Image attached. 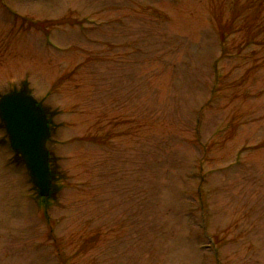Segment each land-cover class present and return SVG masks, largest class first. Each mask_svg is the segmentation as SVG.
Returning <instances> with one entry per match:
<instances>
[{
	"label": "rangeland",
	"instance_id": "374dc122",
	"mask_svg": "<svg viewBox=\"0 0 264 264\" xmlns=\"http://www.w3.org/2000/svg\"><path fill=\"white\" fill-rule=\"evenodd\" d=\"M9 91L53 192L0 123V264H264V0H0Z\"/></svg>",
	"mask_w": 264,
	"mask_h": 264
},
{
	"label": "water",
	"instance_id": "95a60500",
	"mask_svg": "<svg viewBox=\"0 0 264 264\" xmlns=\"http://www.w3.org/2000/svg\"><path fill=\"white\" fill-rule=\"evenodd\" d=\"M0 122L12 152L20 156L31 184L39 196L51 190L46 141L50 136L47 117L31 94L11 92L0 97Z\"/></svg>",
	"mask_w": 264,
	"mask_h": 264
},
{
	"label": "trees",
	"instance_id": "16d2710c",
	"mask_svg": "<svg viewBox=\"0 0 264 264\" xmlns=\"http://www.w3.org/2000/svg\"><path fill=\"white\" fill-rule=\"evenodd\" d=\"M48 121H49V120H48ZM49 159H50V158H49ZM49 169H50L51 180H52V179H53V174H52V171H53V170H52V166H51L50 160H49ZM52 192H53V191H51V194H52ZM51 194H50V195H51ZM43 200H45V199H43Z\"/></svg>",
	"mask_w": 264,
	"mask_h": 264
}]
</instances>
